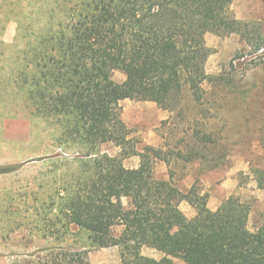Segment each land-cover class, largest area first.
<instances>
[{
	"label": "trees",
	"instance_id": "1",
	"mask_svg": "<svg viewBox=\"0 0 264 264\" xmlns=\"http://www.w3.org/2000/svg\"><path fill=\"white\" fill-rule=\"evenodd\" d=\"M234 1L91 0L82 3L78 17H68L74 21L39 36L24 54L29 101L37 115L60 124L61 143L95 148L110 142L121 150L93 157V173L75 179L63 215L86 231L93 246L119 247L123 264H173L171 257L187 264H264V216L251 227L249 202L232 194L211 210L210 193L195 183L185 191L171 171L169 179L155 175L156 160L171 170L174 163L207 158L203 150L211 136L183 131L190 143L205 144L200 150L194 145L185 152L170 143L139 149L119 107L126 98L152 101L178 117L186 95L203 104L204 86L213 82L206 68L208 32L228 28L240 34L256 60L251 68L263 65L264 33L232 15ZM246 54L238 52L231 65L248 61ZM115 70L125 74L123 82L114 80ZM133 155L140 156L141 164L128 168L123 161ZM11 168L0 166V174ZM253 173L264 189V169ZM182 202L195 209L193 217L183 214ZM117 227H122L118 234ZM144 246L162 257L143 258L139 250ZM15 264L90 262L85 251L56 245Z\"/></svg>",
	"mask_w": 264,
	"mask_h": 264
},
{
	"label": "rangeland",
	"instance_id": "2",
	"mask_svg": "<svg viewBox=\"0 0 264 264\" xmlns=\"http://www.w3.org/2000/svg\"><path fill=\"white\" fill-rule=\"evenodd\" d=\"M90 1L0 0V166L13 169L0 174V264H15L33 251L56 245L85 251L90 264H123L119 247L93 246L86 231L67 223L63 215L75 179L93 173V157L117 155L120 148L110 142L95 148L61 143L60 124L36 114L24 84L28 82L23 70L29 43L57 31L60 23L72 22L74 18L68 17H78L82 3ZM230 11L264 33V0H235ZM205 39L211 49L206 68L213 82L204 86L203 104L186 95L183 115L176 117L155 102L126 98L119 102L121 116L139 149H161L170 143L186 152L189 146L200 150L207 144L204 160L174 163L171 170L156 160L155 175L169 179L171 171L175 184L185 191L195 183L223 201L222 185L236 178L234 194L251 204L253 227L264 216V189L258 188L253 173L255 168L264 169V64L251 68L256 60L245 40L231 29L208 32ZM242 51L248 61L232 66V59ZM113 78L123 82L126 76L115 70ZM193 129L211 140L190 143L184 130ZM212 159L215 162H210ZM216 162L219 166L211 167ZM123 163L137 168L141 158L129 156ZM180 209L187 218L196 213L187 202L181 203ZM121 230L117 227L116 234ZM139 253L145 259L162 257L147 246ZM171 258L173 264H187L181 258Z\"/></svg>",
	"mask_w": 264,
	"mask_h": 264
},
{
	"label": "crops",
	"instance_id": "3",
	"mask_svg": "<svg viewBox=\"0 0 264 264\" xmlns=\"http://www.w3.org/2000/svg\"><path fill=\"white\" fill-rule=\"evenodd\" d=\"M221 187L222 191L225 193V199H227L230 195L234 194L236 192V189L238 187V182L236 178H229L224 185ZM225 186V187H224ZM215 198L214 194H211L208 201V207L211 210H216L221 203L223 202L222 199ZM183 203V202H182Z\"/></svg>",
	"mask_w": 264,
	"mask_h": 264
}]
</instances>
